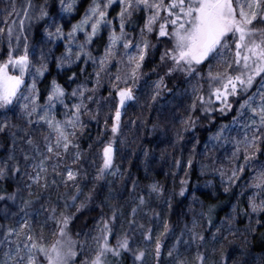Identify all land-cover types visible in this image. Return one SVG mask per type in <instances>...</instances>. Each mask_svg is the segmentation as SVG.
Here are the masks:
<instances>
[{
    "label": "snow or ice",
    "instance_id": "snow-or-ice-1",
    "mask_svg": "<svg viewBox=\"0 0 264 264\" xmlns=\"http://www.w3.org/2000/svg\"><path fill=\"white\" fill-rule=\"evenodd\" d=\"M79 3L24 0L18 7L10 0L4 10L0 49L6 44L7 52L0 59V134L10 137L12 146L0 156V264H125L128 254L132 264H162V242L168 237L174 243L167 250V264H228L231 255L223 241L233 244L228 237L240 233L237 206L216 227V205L205 206L193 192L192 204L199 203L200 209L189 208L191 220L177 235L152 205L162 201L171 211L174 198H186L189 192V173L185 171L179 191L170 195L158 181L142 188L130 173L129 188L115 163L117 141L123 111L139 100L143 69L157 49L154 35L164 47L152 72H164L153 82L151 101L164 90L182 98L177 108L183 114L172 110L165 117L182 129L177 143L185 140L183 133H194L201 119L215 125L216 113L230 116L204 144L206 153L213 154H205L208 163L200 164V172L218 174L225 193L241 188L239 195L247 201L243 215L249 221L240 233L245 241L246 234L257 231L255 225L264 228V0H89L73 23ZM114 5L119 11L111 16ZM33 21H43V31L40 40L30 43ZM52 61L65 82L53 77L42 92L38 85ZM177 74L188 87L174 91L165 78ZM105 81L108 95L98 98ZM102 100L113 103L108 105L110 115L103 116V131L90 159L80 139L89 122L100 124ZM108 131L111 136L103 140ZM176 167H182L180 160ZM192 167L190 156L187 168ZM117 177L121 188L115 187ZM8 181L14 190L5 186ZM117 200L123 203L114 204ZM96 201L100 211L93 230L74 233L77 214ZM145 217L149 223L142 222ZM205 220L215 227L208 235L202 227ZM260 236L264 239V232ZM217 251L219 260L214 258ZM240 255L251 256L247 243ZM252 264H264V257Z\"/></svg>",
    "mask_w": 264,
    "mask_h": 264
},
{
    "label": "trees",
    "instance_id": "trees-1",
    "mask_svg": "<svg viewBox=\"0 0 264 264\" xmlns=\"http://www.w3.org/2000/svg\"><path fill=\"white\" fill-rule=\"evenodd\" d=\"M38 3H42L43 0H37ZM24 0H16L17 6H21ZM10 0H0V27H4L2 21L4 20V10L9 7ZM88 4V0H82L78 4V11L74 14L71 22H76L83 14L84 8ZM58 9H50L54 11ZM15 19V17H12ZM43 21H33L32 35L30 36L29 42L33 43L40 40L43 31ZM69 25L66 24V30ZM138 28L136 33H138ZM154 44H157V49L154 54L146 61L143 71L146 75L142 78L140 82V88L137 91L139 100L137 102H130L126 110L123 111L122 115V127L121 132L117 141V158L115 163L119 165L121 171L125 173V181L128 183L129 188L131 187V180L128 179V174H131V179H136L140 181L141 187L143 188L146 184L153 181L160 182L161 185L166 190L167 194H171L173 190L179 191L180 180L185 178V171L189 173L187 179L189 181V192L185 197H179L178 195L173 200V208L171 211L168 210L167 205L162 201H154L153 207L156 211L162 212L164 218L168 219L170 224L176 228L177 235L180 229L183 227L184 223L191 220L192 213L189 211L190 207L196 208L198 211L200 209V204H192V194L194 192L195 196L207 206L208 204L216 205V210L213 215V222L216 227H218V222L228 215L235 205L240 211L238 216L239 223L245 221L246 216L243 215V210L247 207V201L245 197L239 195L241 192L240 187L234 186L230 192H224V186L220 183V178L218 174H214L211 171L201 174L200 164L208 163L205 159V154L212 155L213 153H206L204 144L208 142L209 136L216 130V127L221 123H228L230 116L221 118L218 113L215 114V125L211 124L208 119H201L197 125V129L194 133H183L185 140L176 142L177 131L182 129L178 121L175 123L169 122L165 117L172 111H176V115L180 116L183 114L182 108H177V105L182 102L180 96L173 95L172 92L164 90L161 95L157 98L155 102L151 101L150 97L152 95L151 89L153 87V82L159 79L160 75H163L164 70L162 68H157V73L152 72V68L159 65V53L163 51V44L157 43L155 36L151 38ZM104 42H106V33L104 34ZM99 52H102V44L98 45ZM7 47L6 44L0 49V59L6 57ZM95 54V53H94ZM54 61L49 64V72L46 74V79L39 83V87L42 92L46 84L50 82L53 77H56L61 83L65 82V75L61 74L57 76V69H55ZM74 70H77L74 68ZM114 71V69H112ZM207 71L206 67L203 69ZM89 73L92 72V67L89 65L87 68ZM147 81V84H145ZM165 82L168 88L177 89V86L182 89L188 87L184 83V77L177 74L175 78H165ZM75 84L71 85L74 87ZM91 83L89 87H91ZM109 85L105 81L104 85L101 87L99 97H106L108 95ZM70 91V89H69ZM189 101L183 100L184 104ZM101 103L104 105L101 111L100 124L97 125L95 121L89 122L88 127L85 129L84 135L80 139L81 149L85 152L86 156L94 158L95 151L97 148V136L103 131V116L109 114V107L112 101L102 100ZM94 107V106H93ZM114 111V107H113ZM133 121L135 123H133ZM14 123H21L20 121H13ZM143 122V123H142ZM110 123V122H109ZM157 125L156 129L153 130V125ZM111 136L110 131L106 135L102 136L103 140H107ZM190 136H194L195 139H189ZM196 140L200 143L196 144ZM123 141V143H120ZM93 144V149L89 150L88 145ZM195 145V152H193V146ZM11 139L4 134H0V156L6 154L7 150L11 148ZM145 151L148 152V156L145 157ZM193 159V167L191 169L187 168V160L189 157ZM180 160L182 167H176V161ZM100 161L97 160V164ZM90 172L94 173L95 168H90ZM109 179H112L111 177ZM211 181L209 186H205L206 182ZM239 184L243 185V181H239ZM5 186L9 191L14 190V184L11 181L6 182ZM116 188H121V182L119 178H116ZM63 191V189H61ZM104 195H107V187L102 189ZM235 193V195L233 194ZM53 198H55V193H53ZM125 199L127 196L125 195ZM114 204H122L123 201L117 200L113 201ZM99 201L89 205L88 208L82 210L77 214V218L74 220L72 229L75 233L80 231L82 233H88L93 230L95 220L99 216ZM4 207V203L0 202V208ZM128 209L125 208V211ZM13 211L15 209L13 208ZM73 211H75L73 209ZM105 212L109 209L105 208ZM148 211V209H145ZM143 216V214H141ZM145 223H149L148 218H143ZM202 227L205 234L208 235L210 232L215 231V227H209L206 220L202 221ZM257 231L255 233L246 234L247 235V246L252 253L264 255V239L261 238L260 233L264 232V228L256 226ZM162 230V229H160ZM83 238V237H81ZM210 238V236H209ZM235 237H228L229 240ZM243 240H241L242 242ZM241 242L239 241L240 246ZM162 246V264H167V250L174 243V239L171 237L165 238L163 240ZM225 245L228 242L224 241ZM244 245V244H243ZM230 250V249H229ZM237 250V249H236ZM228 252V251H227ZM125 264H132V257L128 254L125 257ZM154 264V261H153Z\"/></svg>",
    "mask_w": 264,
    "mask_h": 264
},
{
    "label": "rangeland",
    "instance_id": "rangeland-1",
    "mask_svg": "<svg viewBox=\"0 0 264 264\" xmlns=\"http://www.w3.org/2000/svg\"><path fill=\"white\" fill-rule=\"evenodd\" d=\"M82 0H80V2H81ZM88 3H89V0H88ZM88 5V4H87ZM87 5H86V7H87ZM85 7V8H86ZM84 8V9H85ZM119 11V6L118 5H114L113 6V8L110 10V15L111 16H115L116 15V13ZM74 23V22H73ZM117 27H118V22H117ZM138 34V33H137ZM135 35V34H134ZM107 38V37H106ZM63 49H62V47L60 48V49H58V50H56V55H59V53H60V51H62ZM101 54H102V52H101ZM56 69V68H55ZM75 87V86H74ZM232 209H233V207H232ZM232 209H231V211H230V213L228 214V215H226L223 219H221L219 222H218V227H219V225H220V223H221V221H223V220H225L226 219V217L227 216H229V215H233L234 213L232 212ZM248 218L246 217L245 218V221L244 222H242V224L241 223H239V219H238V217H237V220H236V227L240 230V233H244V229H245V227L248 225ZM257 225H255V227H256ZM240 233H238L236 236H232V237H235L234 239H232L231 241H234V243L233 244H228L227 245V243H226V245H225V247H226V250L228 251L226 254H230L231 255V260H229L228 261V264H243V262L245 261V260H247V261H249V264H252V262L253 261H258L259 260V258H261V257H264V255H262V254H255V253H252L251 251H250V249H249V251H250V253H251V256L250 257H243V259L241 258V255H240V249L245 245V243H247L248 244V242L247 241H245V237L243 236V235H241ZM225 235H227V233H225ZM229 237H231V236H229ZM241 240H243L242 242H241ZM239 241L241 242V244H240V246H237V244L239 245ZM223 243H224V241H223ZM225 244V243H224ZM244 244V245H243ZM248 247V246H247ZM217 248H219V245H217ZM230 249V250H229ZM233 249H237L235 252H233ZM216 260H219L220 259V257H219V252L217 251V253H216V255H215V257H214Z\"/></svg>",
    "mask_w": 264,
    "mask_h": 264
}]
</instances>
